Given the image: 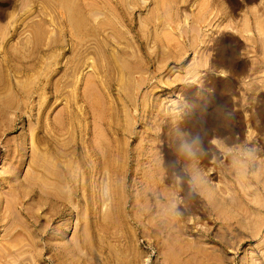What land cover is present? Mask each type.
Returning a JSON list of instances; mask_svg holds the SVG:
<instances>
[{
	"label": "rangeland",
	"instance_id": "1",
	"mask_svg": "<svg viewBox=\"0 0 264 264\" xmlns=\"http://www.w3.org/2000/svg\"><path fill=\"white\" fill-rule=\"evenodd\" d=\"M113 1L0 0V264H264V0Z\"/></svg>",
	"mask_w": 264,
	"mask_h": 264
},
{
	"label": "bare ground",
	"instance_id": "2",
	"mask_svg": "<svg viewBox=\"0 0 264 264\" xmlns=\"http://www.w3.org/2000/svg\"><path fill=\"white\" fill-rule=\"evenodd\" d=\"M95 1V0H94ZM126 1V0H125ZM97 2V1H96ZM113 2H115V4H120V1L119 0H114ZM155 4V3H154ZM157 4V3H156ZM139 16V15H138ZM141 18V17H140ZM34 178V177H33ZM20 183V182H19ZM19 186V185H18ZM12 191V190H11ZM10 193V192H9ZM211 211V210H210ZM4 213V212H3ZM3 216V214L0 212V222H1V218H3L2 217ZM35 218V217H34ZM30 220V219H29ZM32 220V219H31ZM8 222V221H7ZM33 224H34V221H33ZM41 227V226H40ZM9 228V227H8ZM27 233V232H26ZM24 234V233H23ZM31 236V235H30ZM2 237V236H1ZM27 237V236H26ZM3 239V238H2ZM2 255H3V253H2ZM6 256V255H5Z\"/></svg>",
	"mask_w": 264,
	"mask_h": 264
}]
</instances>
